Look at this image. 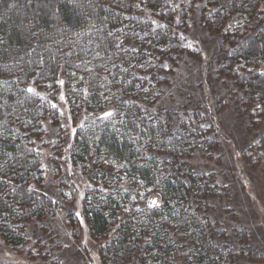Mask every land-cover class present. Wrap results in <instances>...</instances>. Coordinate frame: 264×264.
Segmentation results:
<instances>
[{
  "label": "trees",
  "instance_id": "16d2710c",
  "mask_svg": "<svg viewBox=\"0 0 264 264\" xmlns=\"http://www.w3.org/2000/svg\"><path fill=\"white\" fill-rule=\"evenodd\" d=\"M143 7L164 14L167 25L142 18ZM204 8L210 9L204 25L221 33L229 47L218 52L223 68L253 70L238 85L248 101L263 105L264 0H205ZM171 16L168 0H0V237L5 243L22 244L26 225L54 209L31 188H40L42 175L29 142L40 137L41 121L56 112L26 87L53 89L62 79L74 110H114L113 116L78 128L70 149L81 172L93 184L101 182L86 193L83 217L93 238L113 231L99 250L102 264H235L237 255L221 241L223 231L203 214L215 185L183 160L194 150L216 148V141L198 122L171 130L157 115L142 111L164 81L162 60L182 50L169 26ZM257 147L264 154V134ZM147 190L160 204L156 196L146 202Z\"/></svg>",
  "mask_w": 264,
  "mask_h": 264
},
{
  "label": "rangeland",
  "instance_id": "374dc122",
  "mask_svg": "<svg viewBox=\"0 0 264 264\" xmlns=\"http://www.w3.org/2000/svg\"><path fill=\"white\" fill-rule=\"evenodd\" d=\"M168 4L169 26L182 50L162 60L164 81L156 87L155 101L142 111L157 115L171 130L182 122H198L216 141V148L194 150L183 158L186 168L215 185L203 214L223 231L221 241L237 255L235 264H264V154L257 147L264 134V104L248 101L238 85L253 70L223 68L218 52L229 47L221 33L204 25L210 10L204 8L205 0H168ZM161 14L143 7L140 15L153 26H166ZM26 88L56 112L54 118L41 121L40 137L29 142L42 175L40 188H31L50 199L54 209L26 225L22 244L12 246L0 237V264H102L99 250L113 231L104 239L93 238L83 217L86 193L101 182L93 184L81 172L70 149L78 128L94 118L111 117L114 110H74L62 79L53 89L36 90L31 84ZM108 112L112 115L105 116ZM120 183L126 188V183ZM153 196L160 204L152 193L146 202Z\"/></svg>",
  "mask_w": 264,
  "mask_h": 264
},
{
  "label": "snow or ice",
  "instance_id": "6c2138e0",
  "mask_svg": "<svg viewBox=\"0 0 264 264\" xmlns=\"http://www.w3.org/2000/svg\"><path fill=\"white\" fill-rule=\"evenodd\" d=\"M28 91L31 92V91H33V90H32L31 88H29ZM111 115H112L111 112L105 113V116H111ZM151 203H152L153 205H155V204H156V201L153 200Z\"/></svg>",
  "mask_w": 264,
  "mask_h": 264
}]
</instances>
